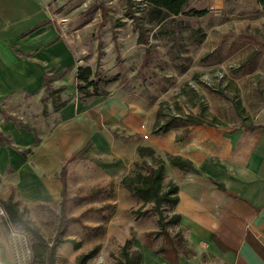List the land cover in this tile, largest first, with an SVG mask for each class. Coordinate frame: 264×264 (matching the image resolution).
<instances>
[{
    "label": "rangeland",
    "instance_id": "374dc122",
    "mask_svg": "<svg viewBox=\"0 0 264 264\" xmlns=\"http://www.w3.org/2000/svg\"><path fill=\"white\" fill-rule=\"evenodd\" d=\"M41 9L77 57L75 97L81 100L76 90L79 67L90 68L92 79L102 83L106 96L85 98L84 104L97 98L103 102L118 99L152 136L162 134L153 133L157 122L197 115L201 107L207 110V121L217 123L214 128L218 131L243 130L253 123L255 132L264 135V10L258 2L193 0L185 12L164 20L145 0H133L132 5L127 0H51ZM190 10L205 14L192 16ZM62 75L52 76V87L39 95L15 96L5 104V110L35 129L39 137H46L60 122L53 100L56 106L70 100L64 96ZM59 89V96L51 95ZM234 99L241 102L246 123L236 112ZM103 129L115 139L131 138L125 130L106 122ZM173 130L177 141L186 136L184 128ZM90 144L52 173L51 181L56 182L61 180L62 169L66 170L67 215L79 219L69 224L65 238L81 243V253L97 245L112 249L111 264H119L120 257L118 242L110 232L118 235L116 232L125 228H130L133 239L142 232L141 241L156 248L164 243V235L146 237V233L166 230L181 248L186 233L167 222L173 211L163 206L160 217L151 211L152 204H137L120 184L124 175L112 178L104 170L114 161L111 142L107 150L94 155L87 154ZM17 181V174L8 169L0 178V201L19 199ZM93 191L92 198L82 200ZM19 211L47 241H53L60 222V202L20 205ZM0 216L7 220L1 208ZM97 226L99 233L94 231ZM8 233L15 253L19 249L17 264H47L33 259L28 234L13 229ZM77 251L70 243L61 244L55 264H74Z\"/></svg>",
    "mask_w": 264,
    "mask_h": 264
},
{
    "label": "crops",
    "instance_id": "0c3cea01",
    "mask_svg": "<svg viewBox=\"0 0 264 264\" xmlns=\"http://www.w3.org/2000/svg\"><path fill=\"white\" fill-rule=\"evenodd\" d=\"M50 1L0 0V132L12 143L0 146V178L8 169L17 174L19 199L14 202L19 207L61 202L62 182H52V173L84 151L89 141L87 154L93 155L107 150L111 142L114 161L104 170L112 178L127 175L135 162L142 161L137 148L148 146L166 161L165 184L173 182L178 187L179 201L174 212L180 216L179 229L186 233L178 264H264L246 240L250 232L264 246V135L195 126L177 141L175 130L149 135L118 99L103 102L97 98L84 104L75 97L77 57L67 39L49 22L48 13L41 9ZM60 73L66 86L64 96L70 100L58 111L59 124L46 137L37 134L41 142L36 144L34 133L5 120L3 112L13 116L7 113L5 104L21 94H41L46 90L47 78L51 88L52 76ZM104 122L125 130L131 138L125 141L111 137L103 129ZM13 147L32 149V153L24 157ZM168 155L191 161L197 172L185 174L171 166ZM5 220L0 216V264H17L19 249L16 253L13 250ZM116 233L110 232L118 242V250L131 239L133 248L141 253L140 264H173L155 252L163 243L150 247L141 241L142 232L131 238L130 228ZM110 251L113 250L103 245L100 256L87 264H111ZM81 252L82 248L74 264Z\"/></svg>",
    "mask_w": 264,
    "mask_h": 264
},
{
    "label": "trees",
    "instance_id": "16d2710c",
    "mask_svg": "<svg viewBox=\"0 0 264 264\" xmlns=\"http://www.w3.org/2000/svg\"><path fill=\"white\" fill-rule=\"evenodd\" d=\"M148 5L153 7L161 15L160 20H164L167 16L179 14L185 12L189 3L193 0H145ZM260 4L264 10V0H254ZM129 4L132 5L133 0H127ZM188 14L196 17H201L205 13L202 11L190 10ZM93 73L90 68L79 67L76 80H77V93L81 96V101L85 98L94 97H105V93L102 89V83L96 82L92 79ZM50 78H47L46 89L50 88ZM61 89L51 92L53 96H59ZM59 97H57L58 99ZM53 105L55 111H59L61 108L65 107L69 101L62 102L59 106H56L55 99L53 100ZM234 108L238 115L243 118V122H247V118L244 117L245 110L241 102L237 99L233 100ZM207 110L205 107L200 108V112L197 115H187V116H176L166 120L163 123L157 122L155 124L154 134L157 133H167L170 130L177 128H184L185 135L189 133L190 127L195 126H209L216 127L217 123L212 121H207ZM43 113L46 115L47 111L44 108ZM3 117L6 121L12 120L19 123V125L29 132L34 133L36 144L41 142L37 135L35 129L27 126L21 120L9 116L3 112ZM256 126L251 123L250 125H245L243 130L255 132ZM236 131V130H234ZM0 146H12L10 139L0 132ZM19 151L24 157H27L32 153V149H19L13 147ZM137 154L142 159L141 162H135L129 173L121 178V186L138 202L142 203V206L152 204L153 207L151 211H154L162 217L163 206L169 208L173 211L172 216L167 221L170 224L178 225L180 221V216L175 214L174 209L179 201L178 197V187L175 183L169 182L165 184V164L166 161L159 157L156 151L148 146H139L137 148ZM72 160V159H71ZM167 161L173 167L178 168L183 173H195L197 172L191 161L183 159L179 156H167ZM61 182H62V200L60 202L61 206V216L59 227L53 241H47L42 235L38 227L33 225L30 220L25 219L19 211L18 204L12 199L1 200L0 208L7 215V220L5 221V226L8 232L13 230L23 231L30 237V250L34 260H40L46 262L47 264H55L57 257V249L63 243H70L73 245L75 250L81 249V243L74 240H68L65 235L68 231V226L71 223L78 222V218H70L67 215V180H66V170L63 168L60 172ZM223 188V185H219ZM96 194L93 191L89 196L82 200H88ZM96 233H99L100 227L94 228ZM159 234L164 235V243L162 247L156 249L155 252L162 254L168 261L173 264H178L179 255L181 253L179 243L174 237L170 235L166 230L160 232H150L146 233V237L158 236ZM247 242L250 246L259 254V256L264 260V246L250 233L246 236ZM217 245L225 250V247L221 242L214 238ZM148 246L152 247L151 243H147ZM101 246L97 245L93 249L86 253H82L77 256L75 264H87V262L100 254ZM119 264H140L141 263V253L140 251L133 248V243L131 239H127L123 246L119 249ZM45 258V260H44Z\"/></svg>",
    "mask_w": 264,
    "mask_h": 264
}]
</instances>
